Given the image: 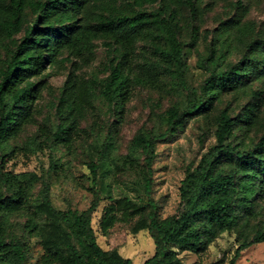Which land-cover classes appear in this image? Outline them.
I'll return each mask as SVG.
<instances>
[{
    "label": "rangeland",
    "instance_id": "rangeland-1",
    "mask_svg": "<svg viewBox=\"0 0 264 264\" xmlns=\"http://www.w3.org/2000/svg\"><path fill=\"white\" fill-rule=\"evenodd\" d=\"M133 1H82L75 18L66 22L73 34H79V45L62 48L53 63L50 51H45L44 70L32 79L44 86L42 95L19 133L0 145V172L22 174L28 184L23 207L14 212L0 208L7 239L23 245L27 252L25 264H64L70 251L61 231L70 228L49 211L47 190L57 211L73 210L91 217L104 250L143 264L155 253L154 239L143 227L150 223L151 213L167 218L183 210L182 187L218 144L221 112L229 110L231 117L242 119L248 106H256L251 130L239 126L230 140L242 149L252 148L264 133L263 78L253 77L243 86L226 89L208 111L184 115L189 89L197 90L199 99L201 87L212 74L237 64L253 41L264 38V0H195L196 11L183 0H173L177 35L184 45L185 85L158 52L165 39L143 36L133 54L131 94L118 113L101 91L120 45L100 23L130 9ZM160 1L135 8L153 12ZM3 16L0 12V21ZM24 19L22 31L13 38L6 37L0 27V70L30 26H48L31 8L26 9ZM69 80L78 86L71 96L64 94ZM175 106L182 122L171 132L167 111ZM62 125L69 127L61 135L63 140L57 136ZM141 133L155 139L151 171L146 153L132 149ZM145 176L151 181L148 190ZM13 194L14 189L0 179V201ZM257 204L248 226L242 223L220 234L200 252L176 249L182 264H231L239 246L264 228V201ZM235 264H264V242L243 250Z\"/></svg>",
    "mask_w": 264,
    "mask_h": 264
},
{
    "label": "trees",
    "instance_id": "trees-1",
    "mask_svg": "<svg viewBox=\"0 0 264 264\" xmlns=\"http://www.w3.org/2000/svg\"><path fill=\"white\" fill-rule=\"evenodd\" d=\"M83 0H0L2 33L8 38L22 31L25 11L31 8L38 19H45L47 27L38 23L26 30L25 36L17 44L6 66L0 70V145L9 137L16 136L25 122L30 119L33 105L40 98L44 86L32 79L44 70L45 51H50L49 62L53 63L62 48L79 45V34H73L66 24L75 18L82 8ZM158 0H134L130 9L100 23L103 30L110 33L115 43L120 45L119 55L112 64V72L105 80L101 95L111 109L118 113L129 100L134 83L130 69L137 41L150 35L163 38L165 43L158 46L162 60L172 69L177 79L185 85L184 45L177 35L178 21L174 14V1L161 0L159 8L153 12L138 10L146 2ZM183 3L196 11L195 0ZM54 18V22L51 19ZM56 22L60 24L56 26ZM84 34L80 37H83ZM220 51H225V43ZM223 54V53H221ZM215 57V56H214ZM217 59L214 60L216 63ZM218 65V64H217ZM264 79V38L250 44L247 54L235 65L212 74L201 87L202 94L196 98L197 90L189 89L184 115L210 110L218 96L226 89L243 86L251 78ZM74 81H67L64 94L77 93ZM256 106H248L242 119L231 117L229 110H223L217 120L218 144L212 154L189 174L182 187L186 200L183 210L174 216L160 218L155 212L150 215L148 229L155 242V253L143 264H182L180 252H200L220 234L241 225L248 226L255 214L257 201H264V133L250 149L234 145L231 138L237 127L250 131L255 119ZM171 132H176L182 122L180 109L175 106L167 111ZM69 127L60 126L59 139ZM69 135V133H67ZM109 147L112 144H108ZM132 149H142L146 153L149 171L155 157V139L141 133L135 137ZM24 175L11 171L0 172V179L8 183L14 194L9 200L0 201V208L14 212L26 202L28 184ZM145 188L151 187L148 177L144 178ZM45 203L55 217L70 228L61 229L69 254L64 264H134L131 258H124L118 252L109 253L99 244L91 226L92 219L86 214L73 210L61 211L53 208L49 191ZM62 226H60L61 228ZM264 242V228L259 229L252 240L244 241L238 248L231 264H235L241 252L256 243ZM27 252L23 245L9 241L0 220V264H25Z\"/></svg>",
    "mask_w": 264,
    "mask_h": 264
}]
</instances>
